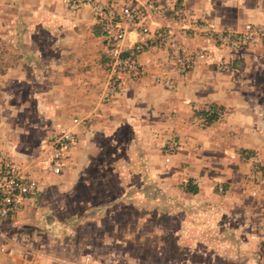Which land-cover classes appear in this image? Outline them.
<instances>
[{"label":"crops","instance_id":"1","mask_svg":"<svg viewBox=\"0 0 264 264\" xmlns=\"http://www.w3.org/2000/svg\"><path fill=\"white\" fill-rule=\"evenodd\" d=\"M180 1L219 26L264 23V0ZM156 49L139 56L143 74L125 79L105 100L107 46L88 6L73 11L66 0H0V144L47 190V204L32 198L4 222L0 264H136L124 248L157 241L176 248L179 259L196 245L215 252L222 244L237 246L245 264H264V81L236 84L201 62L167 88L154 76L170 54ZM209 104L227 111L204 130L195 117ZM61 124L77 140L55 173L40 135ZM174 135L181 146L169 156L164 147ZM244 148L259 160L232 156ZM97 180L105 185L100 200ZM216 212L226 222L217 231ZM223 258L236 264L233 255Z\"/></svg>","mask_w":264,"mask_h":264},{"label":"built area","instance_id":"2","mask_svg":"<svg viewBox=\"0 0 264 264\" xmlns=\"http://www.w3.org/2000/svg\"><path fill=\"white\" fill-rule=\"evenodd\" d=\"M66 1L73 11L88 6L93 19L103 29L107 46L105 64L109 74L105 100L119 92L125 79L135 80L143 74V64L138 58L152 47L168 50L170 54L168 61L161 63L160 72L154 76V81L175 88L178 80L201 62H213L220 69H226L231 63L225 57L216 56L215 46L202 43L189 47L184 43V38L203 39L208 44L234 51L264 44L263 26L249 23L243 30L219 28L211 22L201 21L194 12L180 6L177 0H147L121 8L101 0ZM130 34L136 37L133 42L128 40ZM218 114L217 108L209 107L198 121L202 127L208 128ZM74 121L86 123L79 118ZM76 140V134L70 129H64L49 138L50 155L47 161L55 173L63 171L65 152L72 148ZM169 149L174 151V144ZM243 154L255 157L248 150ZM41 192L39 181L7 157L0 144V233L4 222L21 212L28 201L38 198ZM5 251L1 245L0 252Z\"/></svg>","mask_w":264,"mask_h":264},{"label":"rangeland","instance_id":"3","mask_svg":"<svg viewBox=\"0 0 264 264\" xmlns=\"http://www.w3.org/2000/svg\"><path fill=\"white\" fill-rule=\"evenodd\" d=\"M101 1H103V0H101ZM105 1H109V0H104L103 2H105ZM110 1H113V4H115V6H117L116 3H118V2H120V3H123V1L124 2H133L136 0H110ZM145 1H147V0H145ZM177 1H178L180 6L183 5L186 10H189L183 4V2L181 3L180 0H177ZM125 5H130V4H125ZM125 5H123V6H125ZM117 7H119V6H117ZM189 11L194 12L193 10H189ZM195 15L201 21L211 22V23L215 24L212 20L206 21V20H204V18L199 17L196 13H195ZM207 20H209V19H207ZM249 23L254 24V25H260V26L264 27V23L253 21V22H246L243 25V28L241 30H243L245 25L249 24ZM219 24L222 27H220L219 25H216V24L215 25L219 28H226V29L235 28V27L227 28V27H230L229 24H227V23H224V24L219 23ZM234 30H238V29H234ZM188 39H196L198 43H196L195 46L203 45L202 43H204V45L215 46L216 48H215L214 52L216 53V56L217 57H225L227 60H229L231 62L230 65L226 69H220V68L216 67L213 62H205V63H210L212 65L211 69L215 73L220 74V75L225 74V75L230 76L231 80L236 84H240L241 80H243V79L249 80L253 86L263 83V81H264V44L259 45V46H254V47L248 46V47L244 48L243 50L234 51L232 49L218 47V46H216V44H208L209 42H205V40H203V39H200V40H198V38H188ZM152 48H156V47H152ZM152 48H150L147 51L152 50ZM156 50H161V48H158ZM167 88H169V87H167ZM249 89H251V88H249ZM29 105H30L31 111L34 112L35 104L31 103ZM215 105H217V104H209L204 109L196 112L195 122L197 123L199 128L204 129V130L210 129L211 126L213 125V123L216 122L222 116V114L224 115L226 113L227 110L225 107H223L221 105H217V106H215ZM209 107L217 108L219 110V114L211 120V124L209 125V127L205 128V127H202L200 125L198 118H199V116L203 115V113ZM84 122H86L85 125L88 124V120H86V121L84 120ZM65 128H66V126L64 127V125L61 124L58 127L52 128L53 130L51 129L52 131H50L49 134H46V132L41 133L40 137H41L42 141H44L46 143L47 149L50 150V147L48 145L49 138L53 134H57V133L61 132ZM121 138L124 139L123 137H121ZM122 141H125V140H122ZM34 143H35V140L29 142L30 145H33ZM172 144H174L175 150L171 152V150L169 149V146ZM180 146H181L180 136L174 135V136H172V138L169 139V141L165 145V147H164L165 153L168 154L169 156H171L176 152V150L179 149ZM246 150L253 152V154H255V157L245 156L243 154V152ZM232 156L233 157L241 156V157H244V158H247L250 160H255V161L259 160L257 153L254 150H251L248 148H244L239 152L233 153ZM167 158L170 159L169 157H167ZM47 160H48V158H47ZM259 165H260L259 162H257V165H255V168L258 167ZM263 170H264V168H263ZM192 184H196V183H194L192 181ZM104 187H105V185H103L100 182V180H97L94 193L96 195H98L99 200L102 197V194L104 193ZM41 189H42V192L39 195L38 200L35 199V201L36 202L38 201V203L41 205L47 204V190H44L43 188H41ZM226 189L227 188L224 185L218 186L219 192H221V191L224 192V191H226ZM230 221H231V219H230ZM212 223L214 225H211V226H214V229L217 231V229L215 228L216 225L226 223L224 221V215H221L220 212H216L213 215ZM216 248L218 249L219 252L218 251L211 252L209 250L207 251V249L204 247L203 249H205L206 254L201 255L200 253L203 252L202 251L203 249L198 248V246L196 245L195 248L193 249V251L188 252V253L184 252L182 256L180 255V259H179L178 255H176V252H175L176 248L170 247V248L166 249L165 246L161 247L159 245L158 241L152 247H150L148 245H145V246L136 245L135 247H129V248L126 247L124 249L128 250L129 256H131L130 257L131 259H129V261H131V263L137 262L136 264H186L187 262H184V263H181V262L187 261L188 258H197L199 256L203 257V261H201V264H223V263L225 264V261H227V260L223 258V255H226L227 259H228V257H232V255H233L236 264H240V263L245 264V261L249 260L248 258H246V256H241L239 253H235V250L238 249L237 246H231V248H226L221 244L220 246H216ZM178 249L182 250L184 248H182V246H179ZM123 259H126V257L124 255H121L118 262L120 263ZM239 259H240V261H239ZM29 263H31V261H27L24 264H29ZM121 264H123V263H121Z\"/></svg>","mask_w":264,"mask_h":264},{"label":"trees","instance_id":"4","mask_svg":"<svg viewBox=\"0 0 264 264\" xmlns=\"http://www.w3.org/2000/svg\"><path fill=\"white\" fill-rule=\"evenodd\" d=\"M192 190H195V188H193Z\"/></svg>","mask_w":264,"mask_h":264}]
</instances>
